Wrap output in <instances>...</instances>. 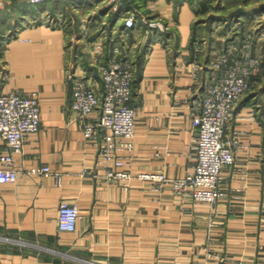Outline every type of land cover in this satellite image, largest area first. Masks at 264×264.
I'll use <instances>...</instances> for the list:
<instances>
[{
    "label": "crops",
    "instance_id": "0c3cea01",
    "mask_svg": "<svg viewBox=\"0 0 264 264\" xmlns=\"http://www.w3.org/2000/svg\"><path fill=\"white\" fill-rule=\"evenodd\" d=\"M47 3L4 0L0 10V36L11 35L0 42V92L36 94L41 122L13 154L16 181L0 184V264H264V88L235 107L227 132L235 162L223 171L226 195L215 204L195 205L140 177L159 171L181 178L194 167L192 51L201 12L185 0H120L116 12L102 0ZM49 4L66 14L96 11L93 20H103L107 42L124 30L123 11L136 6L168 28L146 36L137 26L129 33L136 115L127 182L103 178L96 147L70 109L67 72L96 74L86 47L68 43L85 26L43 22L44 15L54 18ZM262 41L256 40L258 48ZM42 165L49 175L28 172ZM61 202L78 207L74 232L58 230Z\"/></svg>",
    "mask_w": 264,
    "mask_h": 264
},
{
    "label": "built area",
    "instance_id": "2783aa9c",
    "mask_svg": "<svg viewBox=\"0 0 264 264\" xmlns=\"http://www.w3.org/2000/svg\"><path fill=\"white\" fill-rule=\"evenodd\" d=\"M40 5L48 0H26ZM93 1V0H92ZM116 12L120 0H102ZM94 3V2H93ZM4 0H0V10ZM49 22L56 26L55 21ZM123 29L88 43L95 75L67 72L71 86L70 109L77 115L81 131L96 147L98 165L105 170L103 178L110 182H127L132 174L124 170L125 158L132 150L136 109L130 105L135 78L133 46L129 33L143 26V33H164L167 26L144 6L122 13ZM250 41V42H249ZM107 44H105V43ZM195 98L191 102V128L194 133V167L181 178H169L163 172L140 174L158 189L168 186L177 195L190 197L195 205H213L223 191L225 167L235 162L234 142L227 132L235 117L238 102L257 88L263 76L261 58L252 53L251 35L239 46L233 40L215 51L205 64L200 62L201 49L193 42ZM202 71V75L199 73ZM260 80V81H259ZM36 94L22 91L0 92V184L14 183L18 169L14 153H20L27 135L39 130L40 110ZM31 174L49 175L50 167H31ZM79 217L75 204L61 202L57 208V227L61 232H74Z\"/></svg>",
    "mask_w": 264,
    "mask_h": 264
},
{
    "label": "rangeland",
    "instance_id": "374dc122",
    "mask_svg": "<svg viewBox=\"0 0 264 264\" xmlns=\"http://www.w3.org/2000/svg\"><path fill=\"white\" fill-rule=\"evenodd\" d=\"M182 1V0H176ZM192 2L197 8V12H201L197 25L198 33L195 41L201 49L202 59L207 56L212 58L215 51L226 46L228 41L233 40L237 45H241L243 40L248 39L251 35L252 53L260 56L264 67V44L260 48L256 44V40H264V0H185ZM46 1L42 5L46 6ZM48 4V3H47ZM49 12L54 15L43 16V22L49 23L51 19L61 25L71 26L72 23L80 25L84 24L83 32L78 31L68 36V43H78L81 48L86 47V55L88 53V43L93 38L103 36V20H93L96 11L89 12L84 10L78 14L64 12L60 6H52L49 4ZM105 9V7H103ZM73 20V21H72ZM109 25V24H108ZM65 27V28H67ZM8 30L9 27H5ZM5 28L3 30H5ZM110 29V28H109ZM116 31V30H115ZM9 33H2L1 39H8ZM79 40V41H77ZM90 40V41H89ZM250 42V41H249ZM263 42V41H262ZM76 45V44H75ZM261 49V50H260ZM261 80V81H260ZM256 90L264 88V72L260 79ZM255 91V90H254ZM177 195V194H176Z\"/></svg>",
    "mask_w": 264,
    "mask_h": 264
},
{
    "label": "trees",
    "instance_id": "16d2710c",
    "mask_svg": "<svg viewBox=\"0 0 264 264\" xmlns=\"http://www.w3.org/2000/svg\"><path fill=\"white\" fill-rule=\"evenodd\" d=\"M134 79H135V78H134ZM133 83H134V80H133ZM133 83H132V84H133ZM133 88H134V86H133Z\"/></svg>",
    "mask_w": 264,
    "mask_h": 264
}]
</instances>
